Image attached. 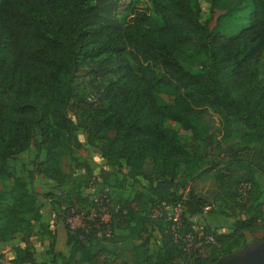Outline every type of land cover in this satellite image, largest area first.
Returning a JSON list of instances; mask_svg holds the SVG:
<instances>
[{"label": "trees", "instance_id": "1", "mask_svg": "<svg viewBox=\"0 0 264 264\" xmlns=\"http://www.w3.org/2000/svg\"><path fill=\"white\" fill-rule=\"evenodd\" d=\"M194 1L151 0L159 17L155 24L136 0H0V180L9 182L13 195L1 211L0 242L18 233L22 243L10 249L11 264L34 263L25 237L38 218L35 193L12 175L6 163L31 140L43 150V158L34 163L37 173L76 187L75 196L85 205L83 225L71 228L66 222L71 205L59 207L58 197L50 194L53 226L47 250L52 264L56 259L58 264H97L100 253L91 249V238L111 235L114 229H126L123 238L129 237L130 247L140 255L120 264H212L237 250L245 232L256 231L264 217V193L253 174L264 175V165L256 159L262 152L236 163L231 153L221 163L208 151L234 131L244 145L264 142V84L253 83L255 64L264 50V0H248L243 19L229 34L218 28L221 15L212 23L200 21ZM186 49L206 55L208 68L185 69L176 55ZM85 82L91 83L93 94L79 90ZM158 91L169 94V107L158 102ZM206 110L217 117L218 139L213 143L210 134L204 137L201 152L190 143L188 155L176 130L166 131L163 125L168 121L190 131L192 142L196 132L192 119ZM77 130L84 135L83 144L95 148L106 166H122L132 182L147 178L148 191L120 199L100 183L90 195H82L80 188L95 183L98 174L92 176L84 161L75 163L83 169L80 175L60 164L63 151L85 150ZM218 153L222 155L221 150ZM145 161L154 164L153 180L143 170ZM179 163L192 172L187 184L178 182ZM239 169L243 171L238 173ZM209 172L217 192L205 196L196 191L195 181ZM100 173L106 175V169ZM241 184L248 186L243 195ZM104 189L110 211L108 234L94 226L96 220L86 219L91 196ZM175 202L182 210L174 239L164 216L151 219L148 211ZM213 202L220 210L228 209L217 213L232 220L226 231L199 224L197 238L193 216L208 214L204 207ZM137 206H142L141 214ZM147 221L165 223L152 260L147 235H141ZM206 236L211 241H205Z\"/></svg>", "mask_w": 264, "mask_h": 264}, {"label": "rangeland", "instance_id": "2", "mask_svg": "<svg viewBox=\"0 0 264 264\" xmlns=\"http://www.w3.org/2000/svg\"><path fill=\"white\" fill-rule=\"evenodd\" d=\"M198 7L199 20L203 21L205 19H210V23L214 20L217 15H221L218 19V28L224 34L233 33L243 19L246 10L249 7L248 0H195L194 1ZM136 6L145 11L151 22L158 24L159 17L152 10L151 0H136ZM192 4V0H190ZM238 5V6H236ZM243 5V6H242ZM242 6V8L234 10L235 8ZM228 11V12H225ZM177 59L181 65L191 71L199 72L205 71L208 66L210 59L202 53H193L191 50L186 49L182 52L177 53ZM256 77L253 81L255 85L264 84V50H262L257 63L255 64ZM82 88H79L84 95L93 94V88L91 83H83ZM156 98L159 103L164 104L169 107V94L164 91L156 92ZM71 115V112H68ZM192 123L196 129L195 139L191 142V132L188 130H181L176 127L175 123L166 121L164 123V128L169 131L170 128H174L179 136V142L182 147L188 151V155L191 152L190 143H193L197 147V152H201L202 140L204 137L210 134L213 143L218 139L217 133V117L209 112L204 111L196 119H192ZM36 138V135L34 136ZM76 137L80 143L85 147L79 151H63L60 156V164L64 170H74L77 175H80L83 171L82 168L77 167L80 162L84 161L90 168L91 175L98 176L95 179V183L91 186L80 188V193L85 196L90 195V193L100 187V183L108 186L110 191V196L115 197L119 194V198L130 197L132 193H137V191L145 193V187L147 185V178L139 177L137 181L132 182L125 176V172L122 170V166H106L104 161L99 156L97 150L91 146L85 145L84 135L81 130H77ZM220 145L217 149L209 150V156L211 159L217 160L222 163V161L229 160L231 153H233L232 161H247L253 153H260L258 158H256L262 165H264V152L262 147L264 142L261 144H248L244 145L239 138L237 132H233L229 137L220 140ZM222 155H219L220 150ZM219 150V151H218ZM218 151V152H217ZM218 153V154H217ZM43 158V150L36 148L33 141L31 140L26 144L23 150L16 154L10 156L6 163L14 177H19L23 180L24 187L35 193V206L37 207V220L33 222L31 233L28 237H25V244H27L32 253L34 252V263L32 264H52L51 253L47 249H41L44 242L49 241L50 231L52 229L51 219H50V206L49 197L51 195H56L58 197L59 207L67 209L68 205H71L70 210L66 216V222L72 228L80 225L81 213L85 209V205L79 202L76 195V187L68 184H56L54 181L40 176L34 167V163ZM187 158V157H186ZM190 161L189 158H187ZM77 163L78 165H75ZM238 165L235 166L237 169ZM143 170L146 172V177L148 179H154V164L145 161L143 165ZM184 164L179 163L177 166V179L178 182L183 185L189 183L190 175L188 171L185 172ZM106 169L107 174L104 175L100 173L102 169ZM188 170V169H187ZM243 170L239 169L237 172L241 173ZM254 178L257 181L260 189L264 193V175L255 172ZM200 177L198 178V180ZM235 180L229 182L228 188H233ZM198 182V181H197ZM195 184L197 185L196 181ZM0 191L3 193V197L0 200V225L2 223L1 211L4 205L12 200V192L10 190L9 182L0 180ZM230 191V190H229ZM143 205V203H142ZM216 202H213L206 209L210 210L208 214L199 215L194 217V225L205 223L209 227L216 228L218 231L222 229H227L228 224L232 218H226L218 211L222 213H227L228 209L220 210ZM142 206H137V213L141 214ZM31 213H25V217H30ZM42 221V222H40ZM146 230L141 235H147L148 238V252L151 255V260L154 258L155 250L158 244V239L160 238V231L164 228L165 223L162 221H147ZM127 233L126 229H114L111 235H96L91 239V249H99L100 257L97 264H120L121 261H131L132 259H139V250H133L130 247L129 237L123 238ZM122 237L123 239H121ZM21 236L18 233H13L8 235L3 241L0 242V256L6 259V253L15 244H22L20 241ZM255 239H264V217L259 222L256 231L252 233H244L243 243L250 244ZM61 244L62 241H59ZM242 243V244H243ZM241 246L238 248L240 249ZM8 259V258H7ZM9 261V259L7 260ZM0 264H8L3 261ZM56 264L58 260L56 259ZM84 264V263H81Z\"/></svg>", "mask_w": 264, "mask_h": 264}, {"label": "built area", "instance_id": "3", "mask_svg": "<svg viewBox=\"0 0 264 264\" xmlns=\"http://www.w3.org/2000/svg\"><path fill=\"white\" fill-rule=\"evenodd\" d=\"M248 188L247 185L241 184L239 187V191L241 195L245 193V190ZM92 206L89 208V213L86 216V219L89 220H96L94 221V226L96 228H103L102 230L108 234L110 233V211L108 209V202H107V196L105 195V189L103 192H100L97 195H92ZM205 209L207 208L204 207ZM182 207L179 202L175 203H160L157 205H154L150 207L148 211V217L151 219L158 218L161 216H164V218L169 222V229L170 232L173 235V238L178 235L177 229L180 226V213H181ZM123 212V211H122ZM83 224H80L78 226H82ZM69 227H71L69 225ZM72 228V227H71ZM196 229L198 230L197 238L201 234V227L197 226ZM186 237V241L188 243L189 237L188 235H184ZM205 241H211L210 236L205 237ZM199 242H196L194 245H198Z\"/></svg>", "mask_w": 264, "mask_h": 264}, {"label": "water", "instance_id": "4", "mask_svg": "<svg viewBox=\"0 0 264 264\" xmlns=\"http://www.w3.org/2000/svg\"><path fill=\"white\" fill-rule=\"evenodd\" d=\"M212 264H264V239L243 243L240 249L219 256Z\"/></svg>", "mask_w": 264, "mask_h": 264}, {"label": "crops", "instance_id": "5", "mask_svg": "<svg viewBox=\"0 0 264 264\" xmlns=\"http://www.w3.org/2000/svg\"><path fill=\"white\" fill-rule=\"evenodd\" d=\"M196 183H197V185L195 184L196 191H198L199 193H201V194H203L205 196H207L208 194H212V193H216L217 192V183H216L214 174L212 172H209V173L201 176L199 180L198 179L196 180ZM193 217H195V216H193ZM40 222H42V221H40ZM226 230L227 229H222L220 231H226ZM47 242L48 241H46V242H44V244L40 245L41 246V249L42 248L44 250L47 249ZM33 255H34V252H33ZM6 256L7 257L4 260L0 256V263H2L3 261H6V263L8 262V264H11L9 261H7L12 256L11 250H9L6 253Z\"/></svg>", "mask_w": 264, "mask_h": 264}]
</instances>
